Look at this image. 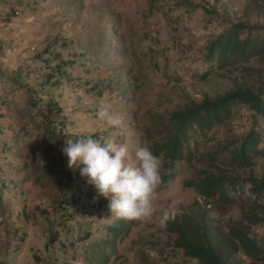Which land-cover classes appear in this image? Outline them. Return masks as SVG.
Here are the masks:
<instances>
[{"label":"rangeland","instance_id":"1","mask_svg":"<svg viewBox=\"0 0 264 264\" xmlns=\"http://www.w3.org/2000/svg\"><path fill=\"white\" fill-rule=\"evenodd\" d=\"M180 1L0 0V264H202L171 247L175 235L158 226L162 213L196 215L200 205L219 223L242 218L238 203L217 211L185 182L210 168L241 180L250 172L260 177L263 158L241 169L223 151L211 164L183 160L167 178L163 167L153 220H126L128 231L116 237L110 228L121 218L111 213L110 197L81 175L83 165L70 169L62 151L68 140L90 135L127 145L134 160L139 147L151 148L147 128L154 114L168 116L237 83L260 86L264 78L251 68L260 66L256 58L219 67L205 63L204 49L225 22L264 26V5L246 14L249 0H189L215 8L209 14ZM101 101L123 118L122 126L108 127L98 117ZM252 116L237 104L186 147L197 158L233 147L255 123ZM257 125L264 129V120ZM239 183L233 195L250 198L249 185ZM253 234L264 244V223ZM237 256L253 264L243 250Z\"/></svg>","mask_w":264,"mask_h":264},{"label":"trees","instance_id":"2","mask_svg":"<svg viewBox=\"0 0 264 264\" xmlns=\"http://www.w3.org/2000/svg\"><path fill=\"white\" fill-rule=\"evenodd\" d=\"M180 5L201 7L206 13H216L215 8L208 10L200 2L181 0ZM262 5L264 0H249L245 13L258 11ZM254 31L257 33L253 34ZM204 50L205 63L217 62L219 67H227L239 59L248 61L256 58L260 66L251 68L264 78V26H251L240 21L225 22L224 29ZM240 103L246 104L253 112L255 123L243 137L237 139V145H226L222 150L197 158L195 148L186 147L187 143L205 137L214 127L228 119L233 106ZM258 119L264 120V80L257 88L237 83L236 88L223 95L213 99L205 98L200 102L193 101L186 107L171 111L168 116L154 114L147 133L154 154L164 159L165 178L183 160L192 163L199 159L211 164L217 161L218 153L223 151L229 153L228 161L231 165L249 169L256 165L255 158L264 159V129L257 125ZM210 169L186 181V186H193L206 203L212 201L208 203H212L217 211L238 203L243 209L242 218L237 222L219 223L208 219L206 213L200 211L199 205L196 215L184 213L168 222L167 229L175 235L171 247L184 251L186 256L198 259L202 264H244V259L237 256L240 250H243L251 263L264 264V244L253 234V227L264 223V175L257 177L250 172L241 180L215 174ZM239 182L249 185L250 198L238 200L233 195L240 192ZM69 201L63 199L62 204ZM63 215L67 218L69 214L66 211ZM59 222L64 224L62 220ZM129 226L125 219H121L110 229L117 237L127 232ZM57 236V232L50 236L51 243L57 240ZM100 264H106V261Z\"/></svg>","mask_w":264,"mask_h":264},{"label":"clouds","instance_id":"3","mask_svg":"<svg viewBox=\"0 0 264 264\" xmlns=\"http://www.w3.org/2000/svg\"><path fill=\"white\" fill-rule=\"evenodd\" d=\"M111 105L101 101L98 117L108 127H120L123 118L114 115ZM62 151L68 157V167L80 168L82 176L94 185L99 195L110 197L109 208L116 217L138 223H149L157 213L156 199L162 180V159L144 145L130 158L127 145L118 144L113 139L101 143L90 135L68 140ZM174 219L169 211H164L158 226L167 229Z\"/></svg>","mask_w":264,"mask_h":264}]
</instances>
